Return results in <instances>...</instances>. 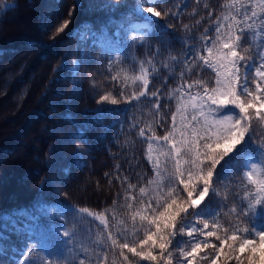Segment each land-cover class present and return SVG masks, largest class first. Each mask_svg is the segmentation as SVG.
I'll use <instances>...</instances> for the list:
<instances>
[{
	"label": "snow or ice",
	"instance_id": "snow-or-ice-1",
	"mask_svg": "<svg viewBox=\"0 0 264 264\" xmlns=\"http://www.w3.org/2000/svg\"><path fill=\"white\" fill-rule=\"evenodd\" d=\"M165 3L135 0L129 7L120 0H106L95 5L106 16L97 31L105 34L107 49L115 52L105 66L109 73L106 80L120 85V98L106 91L99 95L97 104L148 101L146 115L150 118L136 121L130 128L140 125L136 135L146 141L145 158L152 175L139 185L129 182L127 176L122 178L126 188L124 203L119 205L121 213L115 199L112 205L96 210L47 198L23 213L19 209L0 213V264H264V0H222L214 19L215 10L204 0L214 35H207L210 29L204 28L199 37L202 47L188 41L205 16L194 24L183 23L180 5L174 9ZM195 3L200 5L201 0ZM18 6V0H0V12ZM77 6H72L69 16ZM119 9H124L122 15H107ZM196 14L197 8L189 13ZM168 17L180 22L184 36L175 35L174 25L160 23ZM70 22L60 23L53 39ZM52 23L53 17L45 15L44 30ZM109 32L111 35H106ZM77 35L81 42H87L96 31L90 27ZM149 37L157 38L158 43L150 44ZM174 41L187 49L183 58L173 53ZM139 48H145L144 58L128 55ZM83 63L84 58L70 65L62 62L60 70L75 79ZM205 68L214 73L211 81L201 75ZM160 73L165 75L158 87L153 80L161 79ZM193 74L195 78L188 79ZM170 78L180 82L162 92ZM90 83L93 88L98 86L94 78ZM79 91L77 80L73 96ZM162 97L175 100L174 110L169 109L170 121L162 111L168 109ZM112 111L86 109L81 120L72 110L71 100L66 104L62 118L76 130L64 140L72 143L75 151L63 172L79 165L86 146H90V133L103 126ZM157 127L165 128L163 135L157 134ZM107 130L96 139L106 138ZM51 148L58 151L57 146ZM58 155L66 159L62 151ZM239 169L243 171L233 185L232 174ZM225 181L229 183L221 192L217 185ZM39 184L43 188L51 179L41 178ZM233 188L240 203L228 207ZM69 213L75 222L87 217L102 226L103 231L90 246L76 243V224L68 227ZM222 215L234 216L235 223L230 221L226 226ZM77 250L82 254L78 260Z\"/></svg>",
	"mask_w": 264,
	"mask_h": 264
},
{
	"label": "trees",
	"instance_id": "trees-1",
	"mask_svg": "<svg viewBox=\"0 0 264 264\" xmlns=\"http://www.w3.org/2000/svg\"><path fill=\"white\" fill-rule=\"evenodd\" d=\"M102 2L106 0H18L17 8L0 12V213L18 209L23 213L24 209L44 198L50 202L61 201L69 206H88L96 210L112 205L115 199L117 212L121 213L123 209L119 205L124 203L123 192L126 188V183L122 186V178L127 176L129 182L139 185L146 183L147 177L152 175L151 165L145 158L146 141L136 135L140 125L130 128V124L150 118L146 115V108L150 107L148 101L142 98L140 102L133 101L132 104H97L99 95L106 91H112L120 98V85L106 80L109 73L105 66L115 52L107 49L105 34L97 31L106 18L105 12L95 7ZM207 2L215 10L214 19L220 11L222 0ZM120 3L131 7L135 0H120ZM203 3L204 0L200 5L195 0H166L165 3L166 7L174 9L175 5H180L183 23L194 24L200 16H205L201 24L193 29V39L188 41L189 45L195 44L197 47H202L199 37L204 28L210 29L207 35H214V27L209 24ZM74 4L78 6L69 16ZM193 8H197L196 16L189 15ZM123 11L106 10L107 15L115 12L117 16L122 15ZM47 14L53 17V23L45 31L43 25ZM64 20L71 22L63 33L53 39L56 27ZM160 23L174 25L177 36L185 35L180 22L171 17L161 19ZM90 27L96 31V35L90 36L87 42H81L77 32ZM106 35H111V32ZM93 40L97 43H92ZM149 43L155 45L158 40L149 37ZM171 48L175 55L182 58L187 51L179 41H174ZM128 55L144 58L145 48L133 49ZM78 58H84L85 63L75 79L60 70L62 62L70 65ZM128 66L136 70L135 66ZM163 75L160 73L161 79H154L153 84L160 87ZM201 75L209 81L214 78L212 70L207 68L202 70ZM93 78L97 81L96 88L90 83ZM192 78H195V74L188 77ZM77 80L80 81V91L73 96ZM179 82L178 78H170L163 85L162 92L166 93ZM101 83L103 87L99 86ZM70 100L72 110L80 114L78 119L81 120L86 109L114 111L103 120V126H96L90 133V146H86L79 165H73L70 172H63L62 167L72 162L71 154L75 151L72 143H64L66 136L76 130L62 118ZM161 102L168 105V109L162 111L170 121L169 109L174 110L175 100L162 97ZM106 127V138L96 139L104 136ZM165 128L157 127V134L163 135ZM51 146H57L66 159L59 157L58 151H53ZM242 171L233 172V185L238 183ZM105 173L108 175L105 176ZM117 176L121 180H117ZM44 177H49L51 184L41 188L39 181ZM140 177L144 179L140 180ZM227 183L217 185L221 192ZM234 191L233 188L229 192L228 207L234 202L240 203L234 197ZM223 211L227 212V207ZM66 219L69 228L76 224V243L85 246H90L96 234L103 231L98 222L87 217L75 222L72 213H69ZM221 219L226 226L230 221L235 223L231 215H222ZM12 240L19 245L20 241L15 236ZM81 255L77 250L76 259ZM69 260L71 262V256Z\"/></svg>",
	"mask_w": 264,
	"mask_h": 264
}]
</instances>
